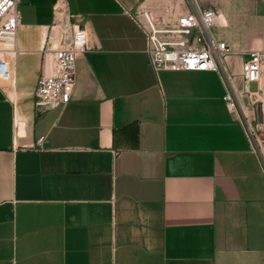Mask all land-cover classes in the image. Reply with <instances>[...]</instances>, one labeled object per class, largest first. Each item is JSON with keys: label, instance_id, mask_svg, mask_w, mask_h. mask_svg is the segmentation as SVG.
I'll return each instance as SVG.
<instances>
[{"label": "crops", "instance_id": "obj_1", "mask_svg": "<svg viewBox=\"0 0 264 264\" xmlns=\"http://www.w3.org/2000/svg\"><path fill=\"white\" fill-rule=\"evenodd\" d=\"M61 1L88 45L71 100L39 113L40 47ZM184 1L19 0L0 81V264H264V171L242 122L256 118L242 65L264 50V0L210 2L218 37L244 50L224 57L227 76L151 64L133 14Z\"/></svg>", "mask_w": 264, "mask_h": 264}, {"label": "built area", "instance_id": "obj_2", "mask_svg": "<svg viewBox=\"0 0 264 264\" xmlns=\"http://www.w3.org/2000/svg\"><path fill=\"white\" fill-rule=\"evenodd\" d=\"M211 1L185 0L179 11L168 6L158 16L148 9H140L133 14L135 24L145 37L144 50L156 69L212 71L227 76L223 67L224 57L244 50L230 47L218 37L216 29L225 26L226 20ZM18 3L19 0H0L1 82L12 80L9 54L11 50L14 54L18 51ZM55 11H59L61 17L51 25L41 44L42 61L33 91L34 106L39 113L64 106L71 100L77 58L88 45L85 26L70 20L73 15L64 2H57ZM249 53L250 57L242 65V76L247 83H256L255 88L246 89L256 118H249L243 112L242 122L245 135L259 155L264 171V50H250ZM223 99L230 110H236L237 102L231 91L227 90ZM43 141L44 136H40L37 146L41 147Z\"/></svg>", "mask_w": 264, "mask_h": 264}, {"label": "rangeland", "instance_id": "obj_3", "mask_svg": "<svg viewBox=\"0 0 264 264\" xmlns=\"http://www.w3.org/2000/svg\"><path fill=\"white\" fill-rule=\"evenodd\" d=\"M9 57H10V60H12L13 56L11 57V54H9ZM13 75V74H12ZM1 81V80H0ZM9 82V81H8ZM4 83H7V82H4ZM251 88H255L254 85L251 86Z\"/></svg>", "mask_w": 264, "mask_h": 264}, {"label": "bare ground", "instance_id": "obj_4", "mask_svg": "<svg viewBox=\"0 0 264 264\" xmlns=\"http://www.w3.org/2000/svg\"><path fill=\"white\" fill-rule=\"evenodd\" d=\"M10 52H11V53H10L11 55L14 53V51H12V50H11ZM12 52H13V53H12ZM13 55H15V54H13ZM1 72H2V70H1ZM0 76H1V75H0Z\"/></svg>", "mask_w": 264, "mask_h": 264}]
</instances>
